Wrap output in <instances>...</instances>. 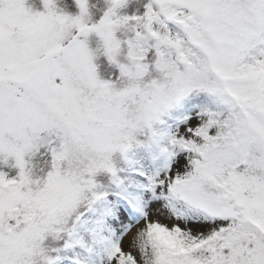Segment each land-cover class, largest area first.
<instances>
[{
  "label": "snow or ice",
  "instance_id": "snow-or-ice-1",
  "mask_svg": "<svg viewBox=\"0 0 264 264\" xmlns=\"http://www.w3.org/2000/svg\"><path fill=\"white\" fill-rule=\"evenodd\" d=\"M0 264H264V0H0Z\"/></svg>",
  "mask_w": 264,
  "mask_h": 264
}]
</instances>
